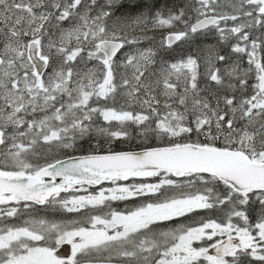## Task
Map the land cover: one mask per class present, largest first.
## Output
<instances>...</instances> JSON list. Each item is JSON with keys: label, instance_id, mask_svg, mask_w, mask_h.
<instances>
[{"label": "snow or ice", "instance_id": "obj_1", "mask_svg": "<svg viewBox=\"0 0 264 264\" xmlns=\"http://www.w3.org/2000/svg\"><path fill=\"white\" fill-rule=\"evenodd\" d=\"M0 264H264V0H0Z\"/></svg>", "mask_w": 264, "mask_h": 264}, {"label": "trees", "instance_id": "obj_2", "mask_svg": "<svg viewBox=\"0 0 264 264\" xmlns=\"http://www.w3.org/2000/svg\"><path fill=\"white\" fill-rule=\"evenodd\" d=\"M132 2H136V3H140L142 5L146 4L149 7L155 5L157 8H159L160 10H162L164 13L167 12L169 9L175 10L178 6H181L185 3V0H127V2L125 1V3H132ZM162 8V9H161ZM128 9H125V11H127ZM155 10V9H153ZM194 22V21H193ZM175 30V29H174ZM172 30V31H174ZM154 34L155 32L153 31H149L148 32V36L154 38ZM179 44V43H177ZM217 44V36H215L212 32H210L207 36H204L200 39V41L198 42V44H194L191 47L187 46V45H181L179 44L178 49L176 52H173V47L172 48H165L163 47V50H167L168 52L172 53L170 56V60H175V57H179L181 56V58L189 55V54H193L196 55L197 54V48H207L209 46H214ZM149 45L155 47L158 49L159 45H156L153 43V39L148 40V41H144V44H142L141 46H146L148 47ZM220 53L222 55H224V52L228 51V45H221L220 48ZM168 54V53H167ZM165 55V53L161 54V56L163 57H167L168 55ZM233 58H235V55L233 56ZM166 60V59H164ZM180 60V59H178ZM160 61V57L159 55L157 56V62L159 63ZM246 66V64H245ZM204 69L203 67H201V73H203ZM100 124H103V120L99 121ZM133 135L135 136V133H133ZM91 145L94 147L97 143L96 140H93L90 142ZM90 143L89 142H83L82 147L73 152V151H69L67 154L71 155V156H80V155H85L88 154L92 148H90ZM151 146H164V144L156 139H152L150 142ZM99 144H100V152L104 153L107 152L109 150L111 151H138V150H143L144 149V143L140 140V139H132L130 141H122V140H113L110 144L105 143V141L103 139L99 140ZM146 182H151V183H155L156 178L152 177L146 180ZM105 187L107 186V184L104 185ZM99 187L96 188H92L91 190H89V192L94 193L95 191L98 190ZM170 194H176L178 195L179 193H170ZM68 194L66 193H61V196H66ZM142 202V198H133L130 199L128 201H114L112 202V207L116 210H120L123 211L125 209H130V208H134L136 206H138L140 203ZM43 214V213H41ZM49 215H52L51 213H49ZM204 215H208L207 213L201 212L198 213L196 216H189V218H187L185 220L186 223H191L194 219H198L200 216H204ZM213 218H215L216 214L212 213L211 214ZM57 218H66V219H72L76 216V214L74 213H56ZM26 218L25 216H22L21 219L19 220H15L13 219L11 222L16 223V224H20L22 223V220ZM184 219V218H181Z\"/></svg>", "mask_w": 264, "mask_h": 264}, {"label": "rangeland", "instance_id": "obj_3", "mask_svg": "<svg viewBox=\"0 0 264 264\" xmlns=\"http://www.w3.org/2000/svg\"><path fill=\"white\" fill-rule=\"evenodd\" d=\"M125 1L127 2V0H125ZM167 12H165L164 14L167 15ZM192 15L194 16V13ZM178 27L182 28V25H178ZM172 30H174V29H167V28H165V29H156V30H153V32H155L154 38H153V43L156 44V45H159L158 46V49H159L158 50V55L160 57V61L163 60V61H167V62L171 63V62H177V61H179L178 59H182L181 56H179V57H175V60H170L169 58H170V56H171L172 53L168 52L167 50H163L162 44H163V41H164V37H165L166 34H168L169 31H172ZM212 33L216 36V33L214 31H212ZM142 44H144V42ZM178 46H179V44H177V45H175L173 47V52H176L177 51ZM143 47H146V46H143ZM163 53H165V55L168 53L167 54L168 56L167 57L161 56V54H163ZM224 55H231V56L232 55L233 56L235 55V54L231 53V46H230V44L228 45V51L224 52ZM164 59H166V60H164ZM245 61H246V57H245ZM108 186L109 185L107 184L106 187H108ZM85 188H87V187H85ZM87 189H88V192H89V190H91L92 188H87ZM75 194L76 195H85L87 193H85L83 190H81L80 192H77Z\"/></svg>", "mask_w": 264, "mask_h": 264}, {"label": "water", "instance_id": "obj_4", "mask_svg": "<svg viewBox=\"0 0 264 264\" xmlns=\"http://www.w3.org/2000/svg\"><path fill=\"white\" fill-rule=\"evenodd\" d=\"M167 36V34L165 35V37ZM164 37V38H165ZM138 151H142V150H138ZM146 180L149 179V178H145ZM107 184V183H105ZM84 187H87V188H96V187H99V186H87L85 185ZM58 252L59 254L62 256V257H67V256H70L71 255V246L70 245H62L59 249H58Z\"/></svg>", "mask_w": 264, "mask_h": 264}, {"label": "flooded vegetation", "instance_id": "obj_5", "mask_svg": "<svg viewBox=\"0 0 264 264\" xmlns=\"http://www.w3.org/2000/svg\"><path fill=\"white\" fill-rule=\"evenodd\" d=\"M161 9H162V8H161ZM175 45H177V44H175ZM175 45H173V47H174Z\"/></svg>", "mask_w": 264, "mask_h": 264}]
</instances>
